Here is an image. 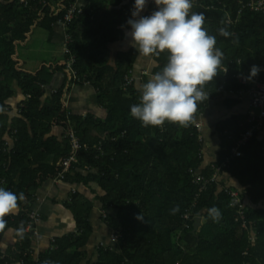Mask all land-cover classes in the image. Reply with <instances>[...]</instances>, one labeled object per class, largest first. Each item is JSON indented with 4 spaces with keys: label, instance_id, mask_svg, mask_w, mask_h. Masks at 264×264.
Instances as JSON below:
<instances>
[{
    "label": "trees",
    "instance_id": "trees-1",
    "mask_svg": "<svg viewBox=\"0 0 264 264\" xmlns=\"http://www.w3.org/2000/svg\"><path fill=\"white\" fill-rule=\"evenodd\" d=\"M54 1V8L48 3L29 9L16 0L0 2V140L10 130V114L17 113L11 128L13 147L0 151V187L23 194L19 211L5 216L0 227V242L9 229L15 240L5 252L0 250V264H82L93 234L94 205L80 191L67 202L78 234L54 239L56 249L35 259L33 233L26 232V226L34 229L37 221L31 216L34 193L61 174V182L83 187L93 183L101 190L99 221L115 242L97 247L94 264H264V140L256 134L233 156L247 125L246 116H232L216 124L218 156L206 164L204 142L195 126L211 101L223 98L227 107L238 101L239 92L249 88L238 78H249L253 65L261 71L250 79L264 80V9L249 7L257 0H193L191 11L203 13L204 27L216 36L224 58L220 73L206 86L208 101L198 105L197 118L187 127H144L129 114L141 89L133 74L136 52L113 56L109 45L129 30L126 21L134 0H85L79 6L82 14L69 23L64 16L74 0ZM154 10L153 2L145 16ZM60 24L66 29L63 57L34 72L24 71L19 47L29 44L36 28L46 31L51 41ZM220 29L230 35H219ZM154 59L152 74L165 56ZM59 76L64 78L62 85L51 91ZM126 78L131 79L129 85ZM147 80L143 76L142 85ZM85 83L97 90L104 118L72 115L67 109L72 86ZM17 93L21 99L13 106L10 100ZM55 128L61 130L60 137L52 135ZM70 131L81 146L76 153ZM73 154L76 162L64 172V162ZM231 179L240 187L231 186ZM228 191L238 192L242 199L244 228ZM212 207L220 211L218 220L208 214Z\"/></svg>",
    "mask_w": 264,
    "mask_h": 264
},
{
    "label": "clouds",
    "instance_id": "clouds-1",
    "mask_svg": "<svg viewBox=\"0 0 264 264\" xmlns=\"http://www.w3.org/2000/svg\"><path fill=\"white\" fill-rule=\"evenodd\" d=\"M147 2L134 0L126 35L139 55L156 63L153 58L163 54L165 62L141 86L139 101L130 106L129 114L144 127L165 123L187 127L197 118L198 105L208 101L206 86L220 73L224 54L216 46V36L204 27L203 13L191 11L193 0H153L155 10L141 16ZM219 35L228 37L230 33L220 29ZM260 71L253 65L249 78ZM21 200L22 193L0 187V227L6 223L5 216L19 211ZM208 214L214 220L220 218L216 207L208 209Z\"/></svg>",
    "mask_w": 264,
    "mask_h": 264
},
{
    "label": "crops",
    "instance_id": "crops-1",
    "mask_svg": "<svg viewBox=\"0 0 264 264\" xmlns=\"http://www.w3.org/2000/svg\"><path fill=\"white\" fill-rule=\"evenodd\" d=\"M76 6L84 5L85 0H75ZM153 3V0H148L143 11L140 13L141 16H145V13L148 11V7ZM227 23H231V20H227ZM60 26L56 25L54 27V35L51 41L47 42L52 43L56 48H58L62 42V37L65 36V31L61 30ZM129 30H125L121 40L118 42H114L109 45V50L111 55L115 56L119 53H127L129 51L136 52V62L133 67V71L136 78V85H142V77L145 76L147 79L152 75L153 68L156 66L155 63H152L149 58L143 57L139 55L137 50L130 46V38L126 35ZM46 32V31H45ZM47 33V32H46ZM46 42V40H45ZM59 45V46H58ZM60 49V47H59ZM54 53H49L48 56L52 55L51 60L56 62L59 59H55ZM154 59V58H153ZM22 60V59H21ZM47 60V59H45ZM113 60V59H112ZM111 60V63L113 61ZM23 62V70L26 72H34L40 68L41 65L47 63L43 61L39 67L35 65L26 66L25 61ZM27 63V62H26ZM28 65V64H27ZM64 81L62 76L55 77L52 82L51 91L58 89ZM17 89V87H16ZM17 91V90H16ZM50 92V91H49ZM48 92V93H49ZM236 98V97H234ZM19 93L16 94L15 98L10 100V103L14 106L16 103L20 101ZM237 102L231 106L227 107L223 101V98L218 97L214 101H211L208 108L204 112V117L201 119L204 121V125L202 127V131H200V138L204 142L203 152L205 163L214 162L217 159V154L220 147V137L219 134L215 130L216 124L222 122L232 116L241 115V117H245L247 130H250L253 125L247 123V113L249 110V96L247 94H243L242 96L237 98ZM10 104V106H11ZM66 106L72 115H84L91 114L94 117L104 118L105 112L102 108L99 107L97 102V90H95L89 83H85L82 85L72 86L71 90L68 92L66 96ZM83 113V114H82ZM17 115L15 110L10 114V130L6 135L0 140V151L8 152L12 149L14 144L13 136L11 135V128L15 125L16 120L13 118ZM202 115V116H203ZM246 130V131H247ZM256 134L259 140H264V127L261 131H254L253 136ZM52 135H57L60 137L61 130L59 128H55L52 131ZM253 138V137H252ZM251 138V139H252ZM250 141V140H249ZM247 143V142H246ZM238 145V143H237ZM246 145V144H245ZM243 145V146H245ZM243 146H236L233 149H239ZM75 152V151H74ZM215 154L213 158L207 159V153ZM76 153V152H75ZM238 154V150H237ZM237 154L233 153V156ZM70 157H74L76 162L75 154ZM69 157V158H70ZM73 163V162H72ZM71 163V164H72ZM71 166V165H70ZM230 185L234 187H240L239 183L235 179L230 180ZM80 191L81 194L90 202L93 203V208L90 213V219L93 227V234L90 243L87 244L85 252V259L82 261V264H94L96 261L97 255L96 249L99 246H111L115 242V238L112 232L99 221V217H102V210L100 203L97 201V196L101 194L100 188L97 185H88V186H74L69 183L61 182L58 180H50L44 183L35 193L34 200L31 205V211L33 213H37V221L35 223V227L32 230L33 235L31 236L32 240V253L35 259L38 258L41 254L45 253L47 249L51 247L56 249L54 243H52L53 239L62 238L65 236H72L77 233V225L74 220V216L67 208V202L70 201L73 191ZM247 201V200H246ZM245 201V202H246ZM246 206L248 202H246ZM27 227V226H26ZM32 231H26L27 233H32ZM14 231L9 229L0 242V250L5 252L14 244ZM94 251V252H93ZM16 264H21L16 263Z\"/></svg>",
    "mask_w": 264,
    "mask_h": 264
},
{
    "label": "built area",
    "instance_id": "built-area-1",
    "mask_svg": "<svg viewBox=\"0 0 264 264\" xmlns=\"http://www.w3.org/2000/svg\"><path fill=\"white\" fill-rule=\"evenodd\" d=\"M12 1L13 0H0V2L5 3V4L12 2ZM16 1L18 2V4L22 5V7L28 8V9L32 7V4H35V6H36V5H41V4L46 5V4L50 3L53 8L55 6H57L54 0H39V1H37V0H16ZM249 7L253 10H256V11L263 10L264 9V0H257L256 2H252L249 4ZM82 12H83L82 9L80 7H77L75 2H74L67 9L65 16H64V22H67V23L71 22L74 18H76L77 16L82 14ZM62 26H64V25L62 24ZM73 76H74V73H73ZM238 79L241 82V84L249 86V88L246 91L241 90L239 92V94H241V95L247 94L250 98L249 110L247 113V123L253 125V127L250 130L245 131V133L241 137V140L238 142L237 146H243L246 144V142H248L253 137L255 130L261 131L263 126H264V80L257 82V81L251 80L250 78H248L245 75L240 76ZM125 80H126V85H129L131 83V79L126 78ZM195 126L198 128L197 125H195ZM68 137L71 141V146H72L73 150L75 152L79 151L81 149V146H80L79 140L76 137L74 131H70V133L68 134ZM237 150L238 149H232V152L234 154H237ZM72 162H75L74 157H70L67 160H65L64 172L68 171ZM222 167H225V165H223ZM62 178H63V174L59 175V178L58 179L56 178V179L58 181H61ZM226 190H228V189H226ZM227 194L229 195V197L231 199V204L233 206L239 207L238 214L240 216V220L242 221V227L244 228L245 224H244L243 220H244L245 211L243 210L244 206L241 204L242 199L240 198V195L238 192L228 191ZM31 216H32V218H36V219L38 218L37 213L32 212ZM27 230L28 231L33 230L31 228V224L27 225L26 231ZM32 233H33V231H32ZM52 241H54V239Z\"/></svg>",
    "mask_w": 264,
    "mask_h": 264
},
{
    "label": "rangeland",
    "instance_id": "rangeland-1",
    "mask_svg": "<svg viewBox=\"0 0 264 264\" xmlns=\"http://www.w3.org/2000/svg\"><path fill=\"white\" fill-rule=\"evenodd\" d=\"M64 28L65 27L62 26L61 30L63 31ZM47 36H48V34L43 29L36 28L30 37L31 40L29 41V44L25 47H19V55L21 57L20 59L25 61L26 66L35 65V66L39 67L43 61H45L47 63H53L54 61L51 60L52 55L47 57L48 52L50 54L54 53L53 55H54L56 60L61 59L63 57V54L65 52V50L63 49V45H64L63 43L64 42L63 43L61 42L60 46L58 45L60 47V49H59V47L56 48L57 46H55L52 43L47 42ZM62 39L66 40V36H63ZM45 40H46V42H45ZM64 40H62V41H64ZM45 59H47V60H45ZM69 77L71 78V76H69ZM84 115H86V113ZM203 117H204V115L201 116L195 122V125L198 126L199 131H202V127L204 125V121L201 120ZM212 156L213 157L215 156L214 152H213V154L207 153V159L213 158ZM207 163L209 164L210 162H207ZM216 176H217V174H216ZM217 179L222 180V177H217Z\"/></svg>",
    "mask_w": 264,
    "mask_h": 264
},
{
    "label": "water",
    "instance_id": "water-1",
    "mask_svg": "<svg viewBox=\"0 0 264 264\" xmlns=\"http://www.w3.org/2000/svg\"><path fill=\"white\" fill-rule=\"evenodd\" d=\"M195 222V229H197L200 224V218H197Z\"/></svg>",
    "mask_w": 264,
    "mask_h": 264
}]
</instances>
